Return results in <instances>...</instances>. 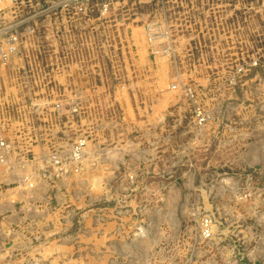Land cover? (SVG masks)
I'll return each mask as SVG.
<instances>
[{
    "label": "rangeland",
    "instance_id": "374dc122",
    "mask_svg": "<svg viewBox=\"0 0 264 264\" xmlns=\"http://www.w3.org/2000/svg\"><path fill=\"white\" fill-rule=\"evenodd\" d=\"M0 10V264H264V0Z\"/></svg>",
    "mask_w": 264,
    "mask_h": 264
},
{
    "label": "crops",
    "instance_id": "0c3cea01",
    "mask_svg": "<svg viewBox=\"0 0 264 264\" xmlns=\"http://www.w3.org/2000/svg\"><path fill=\"white\" fill-rule=\"evenodd\" d=\"M148 123H150V122H148ZM151 123L154 124V125H158V124H155V122L154 123L151 122ZM2 177H3V171L0 170V179ZM49 190H51V189H49L47 187H46V189L45 188H42V187H39V188L33 190L32 194H31V195H33V200L35 202H43V205L46 204L47 201H49V198H48V196H49L48 195ZM20 194H21L22 200H25L26 199L25 197L28 196L27 194L24 193V191L22 193H20ZM5 197H6V194L5 193H2V194L0 193V218H3V219L0 220V225H2V227H6L7 226V223L6 222H8V219L13 224H15V223L20 222V220H22V218H24L22 216V214H20V211L17 210V208H18L17 203L18 202H16V204H14V205H11L10 204V206H14V208H16V209H15V211L11 215H9V216L6 215V212H7V204H6V202H4L5 201ZM31 207H32V211L29 213V217H31V218H37L38 212L40 210L34 208L35 205L32 204V203H31ZM22 213H23V208H22ZM11 218L13 219V221H12ZM148 220L149 221H153L154 223H157L158 220H159V218H148ZM156 226H158V225H156ZM2 237L6 238V234H5L4 231H1L0 230V238H2Z\"/></svg>",
    "mask_w": 264,
    "mask_h": 264
},
{
    "label": "built area",
    "instance_id": "2783aa9c",
    "mask_svg": "<svg viewBox=\"0 0 264 264\" xmlns=\"http://www.w3.org/2000/svg\"><path fill=\"white\" fill-rule=\"evenodd\" d=\"M5 55L6 54H5L4 50H3V39H2L1 34H0V58H4ZM186 94H190V96L192 98H197V96L199 95V91L197 90V88L189 87V88L186 89ZM204 122H206V118L204 117L203 114H201V112L198 113V115H197V123L199 125H203ZM1 145L4 146V143L2 142ZM82 145H83V143L79 144V146H82ZM78 152L79 151H75V155L76 156L79 155ZM212 225H213L212 224V220L210 218L205 219L204 224H203V226H204V229H203L204 237L209 238L212 235V231H213L212 230L213 229Z\"/></svg>",
    "mask_w": 264,
    "mask_h": 264
}]
</instances>
